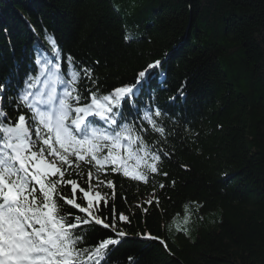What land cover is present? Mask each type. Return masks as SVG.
<instances>
[{"label": "trees", "instance_id": "1", "mask_svg": "<svg viewBox=\"0 0 264 264\" xmlns=\"http://www.w3.org/2000/svg\"><path fill=\"white\" fill-rule=\"evenodd\" d=\"M46 35L61 50V69ZM182 41L189 44L179 50ZM37 53L53 61L46 79L49 69L68 78L71 55L94 69L104 92L162 61L136 103L165 113L159 121L168 134L149 126L143 135L169 153L160 164L167 176L145 183L101 174L115 194L101 187L108 205L100 215L111 224L114 208L117 230L127 233L106 264H264V0H0V82L22 86L39 70ZM0 105L19 115L6 99ZM187 211L190 233L169 230ZM114 236L95 226L88 244Z\"/></svg>", "mask_w": 264, "mask_h": 264}, {"label": "snow or ice", "instance_id": "2", "mask_svg": "<svg viewBox=\"0 0 264 264\" xmlns=\"http://www.w3.org/2000/svg\"><path fill=\"white\" fill-rule=\"evenodd\" d=\"M45 39L57 61L55 69H61V50L54 38L46 35ZM66 59L68 79L53 76L49 69L46 91L36 84L53 61L42 59L40 53L34 60L39 70L35 75L29 73L22 86H13L11 80L0 82V100L6 99L19 113L13 119L0 105V264H106L127 233L117 230L114 208L111 224L100 215L102 206L108 205L101 187L115 194L113 180L101 179V174H122L147 183L151 174L160 173L162 157L169 155L163 149L153 150L143 135L150 126L152 132L165 137L168 133L159 121L165 113L158 107L139 109L136 103L161 60L140 70L135 83L104 92L92 67H80L71 55ZM84 81L94 87L82 89ZM57 83L63 85L59 94L53 87ZM10 91L13 95H7ZM125 103L137 110L146 126L123 122ZM118 219L129 222L123 213ZM95 226L110 229L115 236L88 244ZM177 230L187 233L179 225ZM128 259L134 262L133 257Z\"/></svg>", "mask_w": 264, "mask_h": 264}, {"label": "rangeland", "instance_id": "3", "mask_svg": "<svg viewBox=\"0 0 264 264\" xmlns=\"http://www.w3.org/2000/svg\"><path fill=\"white\" fill-rule=\"evenodd\" d=\"M189 44V41H182L180 47L178 48L179 50L182 49V47H186V45ZM175 51L176 49L173 48ZM141 109H145V108H141ZM125 113L129 115L128 120L131 122H135V120H137L139 118V114L138 115H132L135 111L133 109H130L129 107L124 109ZM132 115V116H130ZM136 126H139L136 125ZM187 217V222H185V218ZM208 217H210L209 219H213V214H208ZM194 219L191 213H189L188 211L183 213L182 215L176 216L171 223L168 225L169 230L172 229H177V226L179 225L181 229L186 228L187 229V233H190V227L191 224L193 223Z\"/></svg>", "mask_w": 264, "mask_h": 264}, {"label": "bare ground", "instance_id": "4", "mask_svg": "<svg viewBox=\"0 0 264 264\" xmlns=\"http://www.w3.org/2000/svg\"><path fill=\"white\" fill-rule=\"evenodd\" d=\"M40 78L46 79V77H44V76H40ZM58 85H59L60 87H63V85H61V84H59V83H58ZM57 89H59V88L57 87ZM142 108H147V106L143 105ZM111 264H112V263H111Z\"/></svg>", "mask_w": 264, "mask_h": 264}]
</instances>
